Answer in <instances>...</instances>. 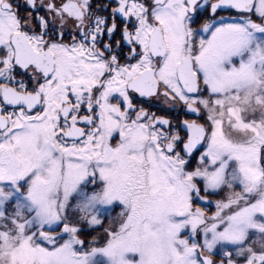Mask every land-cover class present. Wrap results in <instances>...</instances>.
<instances>
[{
  "label": "snow or ice",
  "instance_id": "obj_1",
  "mask_svg": "<svg viewBox=\"0 0 264 264\" xmlns=\"http://www.w3.org/2000/svg\"><path fill=\"white\" fill-rule=\"evenodd\" d=\"M0 264H264V0H0Z\"/></svg>",
  "mask_w": 264,
  "mask_h": 264
}]
</instances>
